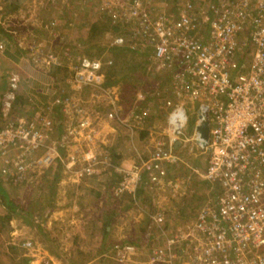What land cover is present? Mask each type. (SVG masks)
Returning <instances> with one entry per match:
<instances>
[{
    "label": "rangeland",
    "instance_id": "rangeland-1",
    "mask_svg": "<svg viewBox=\"0 0 264 264\" xmlns=\"http://www.w3.org/2000/svg\"><path fill=\"white\" fill-rule=\"evenodd\" d=\"M187 1L161 0L160 6L174 12ZM201 1L207 7L209 0ZM121 4L130 8L131 0H0V37L21 41L55 91L33 107L19 98L16 70L0 78V123L34 120L49 143L28 151L21 178L14 164L4 172L0 166V264H117L113 255L125 248L135 251L129 264H142L170 238H179L214 198V189L194 171H205L208 155L191 143L180 149L178 163L168 164L160 183L143 186L136 197L116 192L122 178L114 184L115 175L165 141L168 102H179L168 71L155 59L152 34L129 24ZM88 58L102 62V82L73 89ZM147 107L150 117L139 126L135 116ZM58 117L62 127H54ZM193 127L192 121L185 133L191 136ZM89 168L99 175L91 176ZM11 199L21 207L13 209ZM157 213L164 214V223L152 229L150 214ZM29 240L32 247L25 245ZM182 251L164 261L193 264L187 247Z\"/></svg>",
    "mask_w": 264,
    "mask_h": 264
},
{
    "label": "built area",
    "instance_id": "built-area-1",
    "mask_svg": "<svg viewBox=\"0 0 264 264\" xmlns=\"http://www.w3.org/2000/svg\"><path fill=\"white\" fill-rule=\"evenodd\" d=\"M201 2L188 0L174 12L163 9L161 0H131L130 8L120 5L129 24L138 23L137 30L146 37L152 34L155 59L168 71L179 102H168L165 141L147 158L120 170L123 177L116 192L136 195L139 188L160 183L167 175L165 164L178 163L180 149L191 143L208 155L205 171H194L214 189V198L185 231L181 229L179 238H170L142 264H168L164 256H181L186 247L193 264H264V0H209L207 7ZM101 64L84 59L72 88L100 84ZM11 86L14 93L18 78ZM150 114L149 107L138 113V125ZM206 120L210 134L204 144L198 127ZM192 121L189 136L185 131ZM6 122L0 123V166L4 172L6 165L14 164L21 178L28 151L46 147L48 138L34 120L17 117ZM51 124L46 121L49 128ZM150 218L152 225L162 227L163 213ZM25 245L32 247L33 242ZM134 252L125 248L113 257L117 264H129Z\"/></svg>",
    "mask_w": 264,
    "mask_h": 264
},
{
    "label": "crops",
    "instance_id": "crops-1",
    "mask_svg": "<svg viewBox=\"0 0 264 264\" xmlns=\"http://www.w3.org/2000/svg\"><path fill=\"white\" fill-rule=\"evenodd\" d=\"M2 38L0 37V43L4 42V48L0 49V78L5 79V71L16 70L21 77L20 91L18 92L21 101L24 102V99H27L33 107L43 105L55 92L51 88L52 80L48 77L49 75L44 73L41 66L31 64V58L26 54V49L21 41L9 38L3 40ZM1 85L5 89L6 80H3ZM0 116H2V112H0ZM61 121L58 120V123ZM166 167L169 168V165L165 164V169H167ZM3 205H5L4 202ZM153 226L150 227L153 229ZM138 229V233L142 232L140 228Z\"/></svg>",
    "mask_w": 264,
    "mask_h": 264
},
{
    "label": "trees",
    "instance_id": "trees-1",
    "mask_svg": "<svg viewBox=\"0 0 264 264\" xmlns=\"http://www.w3.org/2000/svg\"><path fill=\"white\" fill-rule=\"evenodd\" d=\"M19 98H20V96H19ZM19 98H18V99H19ZM58 120H62L61 117H58ZM53 124H54V127H56V126H57V127H58V126H59V127H62V121H61L60 123H58L57 120H55V121L53 122ZM115 164H119V163H114V165H115ZM98 175H99V174H92L91 176H98ZM115 177H116V181L114 182V184L122 178V175L120 176V174L117 173V174L115 175ZM120 177H121V178H120ZM114 184H113V185H114ZM117 184H119V183H117ZM142 189H143L142 187L139 188V190H138L137 192L141 193ZM132 196H133V197H136V195H132ZM7 200H9V199H7ZM7 200H6V201H7ZM8 202H10L12 206L14 205V208H13V209H17V207H18V208L21 207L20 204H18V203L15 204L14 201H13L12 199H11L10 201H8ZM133 202H134V201H133ZM135 202H137V201H135ZM11 205H10V206H11ZM16 206H17V207H16ZM8 207H9V206H8ZM9 208H10V207H9ZM13 209H12V211H14ZM15 211H16V210H15ZM106 233H109V231L107 230Z\"/></svg>",
    "mask_w": 264,
    "mask_h": 264
},
{
    "label": "water",
    "instance_id": "water-1",
    "mask_svg": "<svg viewBox=\"0 0 264 264\" xmlns=\"http://www.w3.org/2000/svg\"><path fill=\"white\" fill-rule=\"evenodd\" d=\"M198 131L201 133L202 138L205 140L206 144L209 140L210 126L208 120H206L201 126L198 127Z\"/></svg>",
    "mask_w": 264,
    "mask_h": 264
}]
</instances>
